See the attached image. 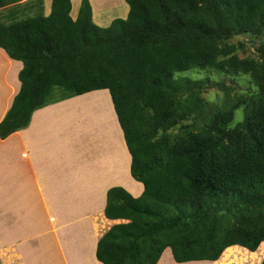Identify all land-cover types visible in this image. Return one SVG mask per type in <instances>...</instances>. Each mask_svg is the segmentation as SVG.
Here are the masks:
<instances>
[{
  "label": "trees",
  "instance_id": "16d2710c",
  "mask_svg": "<svg viewBox=\"0 0 264 264\" xmlns=\"http://www.w3.org/2000/svg\"><path fill=\"white\" fill-rule=\"evenodd\" d=\"M18 1L0 0V17H13L0 20V48L22 63L0 138L27 127L36 109L106 89L130 175L143 185L138 196L107 189L104 216L119 221L98 238L96 259L156 264L170 248L177 263L216 261L232 245L257 249L264 40L255 39L264 33V0H124L126 16L105 27L89 0L74 17L71 0H50L47 14L44 0ZM210 84L221 93L211 101Z\"/></svg>",
  "mask_w": 264,
  "mask_h": 264
},
{
  "label": "crops",
  "instance_id": "0c3cea01",
  "mask_svg": "<svg viewBox=\"0 0 264 264\" xmlns=\"http://www.w3.org/2000/svg\"><path fill=\"white\" fill-rule=\"evenodd\" d=\"M79 1L72 0L74 14ZM49 3L44 0V14ZM21 66L0 48V121L19 89ZM99 95L106 101L96 104L107 115L100 110L92 119L88 111L72 110L76 100ZM83 115L87 121L78 119ZM130 161L108 90L33 111L27 127L0 138V264H102L97 240L119 221L104 216L107 189L119 185L133 196L143 189L130 175ZM221 256L179 264H217ZM160 257L156 264H176Z\"/></svg>",
  "mask_w": 264,
  "mask_h": 264
},
{
  "label": "rangeland",
  "instance_id": "374dc122",
  "mask_svg": "<svg viewBox=\"0 0 264 264\" xmlns=\"http://www.w3.org/2000/svg\"><path fill=\"white\" fill-rule=\"evenodd\" d=\"M73 1L76 2V0H73ZM71 2H72V0H71ZM118 2H119L118 5H114ZM78 4L79 3H77L75 11H77ZM92 4H94V6L92 5L93 6L92 16H93V12H95L96 13V17H95L96 22L95 23L101 27L102 26H104V27L108 26L109 23L114 18H124L126 16L127 10H128V5L126 4V2L124 0H92ZM73 9H74V7H73V3H72V10ZM3 13H6V12H3ZM9 13H11V11L10 12L8 11L6 16L0 17L1 18L0 20L2 22H8V21L12 20L13 17ZM13 14H18V13L14 12ZM71 15L74 16L75 15L74 12H72ZM97 18L101 19L102 22L101 23L98 22ZM262 39L264 40V33H263L262 38L261 37L256 38L255 41L258 43ZM234 41H231V42H234ZM247 47H248V44H246L244 51L239 50V54L240 55L246 54L248 52ZM239 83H243V82L239 81ZM245 86H246V84H241V87L245 88ZM219 91L220 90H219V88H217V86H213L212 84H210V85L206 86L204 96L206 97L207 100L211 101L213 98L216 97L214 95V93L217 92L218 95H221V93ZM64 100H66V99H64ZM218 100H219V98H218ZM218 100H216V101H218ZM97 105H101L100 106L101 111H103V115L105 116L106 112L103 109L102 103H99ZM79 112H81V110ZM86 117H87V115H83L82 117L79 116L78 119L79 120L84 119V121H87ZM241 117H242V115H241L240 109H237L235 111V119L234 120L235 121L239 120V119H241ZM125 163H127V161H125ZM126 177H127V175L124 176V178H126ZM233 246H235L237 248L225 249L217 264H260V262L262 261V259L264 257L263 256L264 255V242H261L259 244V246L257 247V249H255L254 251H250L247 248H245L243 246H239V245H233ZM233 246H229V247H233ZM161 256L166 261L170 260L171 263L179 264L177 262H174V259L172 258V255H171L170 248H168L166 251H163Z\"/></svg>",
  "mask_w": 264,
  "mask_h": 264
},
{
  "label": "bare ground",
  "instance_id": "6f19581e",
  "mask_svg": "<svg viewBox=\"0 0 264 264\" xmlns=\"http://www.w3.org/2000/svg\"><path fill=\"white\" fill-rule=\"evenodd\" d=\"M101 93V92H99ZM99 96H95V97H86V100H76V102L73 103L72 106V110H76L77 112H79L80 110L82 112L88 111V115L90 118H94V117H98L97 115L100 114V110H101V105L98 106L96 103L97 102H102V101H106L105 98L100 97ZM94 116V117H93ZM128 177H126L125 179L123 178L124 182H127Z\"/></svg>",
  "mask_w": 264,
  "mask_h": 264
}]
</instances>
